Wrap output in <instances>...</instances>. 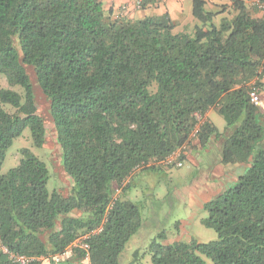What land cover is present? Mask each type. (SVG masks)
Returning a JSON list of instances; mask_svg holds the SVG:
<instances>
[{"label": "trees", "instance_id": "obj_1", "mask_svg": "<svg viewBox=\"0 0 264 264\" xmlns=\"http://www.w3.org/2000/svg\"><path fill=\"white\" fill-rule=\"evenodd\" d=\"M206 4L192 0L196 23L176 32L169 12L130 18L115 15L104 0H0V74L25 90L23 97L0 89V101L16 108L12 114L0 105V264H20L2 247L33 257L28 264H41V257L83 264L86 253L78 248L59 263L51 257L101 225L88 240L90 264H143L139 251L133 258L125 251L144 225L143 205L128 198L140 174L132 172L152 160L143 172L174 167L158 161L195 147V139L205 146L223 134L204 119L213 108L226 121L221 162L248 168L205 205L202 222L217 239L169 243L161 233L150 243L151 259L264 264V125L251 101L253 87L264 85V11L248 0H231L219 11ZM221 13L233 16L217 24ZM27 66L51 102L73 179L67 195L49 191L48 166L29 148L1 174L27 127L36 146L47 140Z\"/></svg>", "mask_w": 264, "mask_h": 264}, {"label": "rangeland", "instance_id": "obj_2", "mask_svg": "<svg viewBox=\"0 0 264 264\" xmlns=\"http://www.w3.org/2000/svg\"><path fill=\"white\" fill-rule=\"evenodd\" d=\"M104 1L107 2V0ZM211 1L207 2L206 9L219 11L222 9L223 4L231 0ZM213 1H217V4L220 5H215ZM257 1L251 0L256 7H258L256 5ZM142 4L140 7H142ZM187 7V13L181 19L175 20L176 32L186 29L191 30L196 23L192 14V1L187 4ZM224 16L232 17L233 13H221L215 17V22L219 24ZM27 68L34 86L37 113L44 119L47 127V140L43 146H36L31 129L27 127L20 136L14 139L13 144L8 149L1 174H5L11 168L18 166L22 158V149L29 148L35 155L44 160L48 166L50 176L47 186L49 191L58 190L67 195L73 186V179L63 165L61 147L57 141L53 123L51 102L41 88L33 67L27 66ZM1 88L13 89L23 97L25 96L24 88L20 85L11 86L3 74H0ZM0 105L12 114L16 112V108L11 104H4L0 101ZM212 111V118L219 128V132L223 133L212 137L217 142L219 137H224L226 121L218 109L213 108ZM216 146L217 144H215ZM204 154L205 156L197 158L189 156L182 167L168 166L162 167L160 171L156 170V173H152L147 180L141 181L140 185L134 186L129 192V199L143 205L144 225L137 234V238L132 240L127 246L125 250L127 258L129 255L133 258L137 250L142 256L143 264H154L149 252V246L154 239L160 237L161 233L165 236V242L169 243H173L175 240L188 241L191 239L209 242L218 238L217 231L214 228L207 227L202 222V219L209 215L205 205L213 199L209 198L208 195L210 191L216 190L214 188L216 181L211 178L208 186L195 187L193 185H197V181H195L193 176L199 175V173L194 172L202 167L205 168L206 165H203V163L209 161L208 154L206 152ZM216 196L214 195V198ZM206 197L209 198L207 202ZM123 261L126 263L125 258H123Z\"/></svg>", "mask_w": 264, "mask_h": 264}, {"label": "crops", "instance_id": "obj_3", "mask_svg": "<svg viewBox=\"0 0 264 264\" xmlns=\"http://www.w3.org/2000/svg\"><path fill=\"white\" fill-rule=\"evenodd\" d=\"M138 1L139 0H107V2L104 1V4L107 9L114 8L115 15L123 14L129 16L130 18H143L149 15H160L165 12H169L174 20H179L182 18V16H184L187 13V9H188L187 4L192 0H149L147 1L145 6L137 7L136 3ZM248 1L252 4L251 0ZM207 2H212V1L207 0ZM213 3L215 5H220L217 4V1H213ZM229 3L230 2L226 4ZM125 6H127L126 9L124 8ZM117 8L119 9L117 10ZM261 81L262 83H264V78H262ZM259 106H260V111L263 113V116L260 118V120L261 123L264 125V91H262L261 93V103ZM212 112H213L212 109L208 111L204 119L211 121L218 128V126L215 123V120L212 118ZM224 141H225V137H219V139H217V142L211 138L210 141L205 146H201L200 144H198L199 141L195 139L192 145H196V146L191 148L190 150L188 149L189 151L187 150L185 152L186 153L185 162L189 156L197 158V157L205 156L204 154L205 152L206 154H208L209 161L208 162L203 161L204 162L203 165L205 164L206 167L205 168L202 167L198 169L196 172H194V173H199V175L193 176L195 181H197V185L196 184L193 185L195 187L208 186L209 183L211 182V178H213L216 181L214 186L216 190L210 191V194L208 195L209 198L210 197L214 198V195L220 194L226 188L233 185L238 180L239 176L243 174L248 168L247 164H243V163H234V164L226 165L221 162V153H222ZM215 144H217L216 147ZM154 172L156 173V171L147 170L139 175H136L132 182L133 185L134 186L140 185L141 181L147 180ZM209 198L206 197V202L209 200Z\"/></svg>", "mask_w": 264, "mask_h": 264}, {"label": "built area", "instance_id": "obj_4", "mask_svg": "<svg viewBox=\"0 0 264 264\" xmlns=\"http://www.w3.org/2000/svg\"><path fill=\"white\" fill-rule=\"evenodd\" d=\"M142 4V1L139 0L136 5L137 7H140ZM256 5L264 11V3L260 2L259 0L256 2ZM125 9L127 6L124 7ZM264 91V85L262 86H254L252 91H251V101L255 105H260L261 103V93ZM196 132L194 133V135ZM189 145H184L182 148H179L176 150L174 153H172L169 157H167L164 160L158 161V163L163 164V165H173L174 167H182L184 165V160H183V155L187 151ZM155 160L150 161L149 163H142L138 166H136L132 172V175L141 172L142 169L146 166H150L152 164H155ZM119 192V190H118ZM103 230V226L101 225L97 229L93 230L92 232L85 233L81 236H79L64 252L55 254L51 258L56 262L59 263L62 260L69 258L73 253L75 249H82L86 253V256L83 260V264H90V245L88 240L91 238L92 235L100 233ZM3 251L5 253H8L10 255V258L13 259L14 261L20 263V264H28L34 258H29L25 255L21 254H16V253H10L9 250L6 247H2ZM41 261V264H47L50 261V258L48 257H41L39 258Z\"/></svg>", "mask_w": 264, "mask_h": 264}]
</instances>
